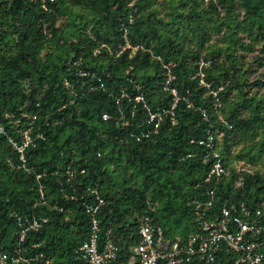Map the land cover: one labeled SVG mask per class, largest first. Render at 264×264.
<instances>
[{"label":"trees","instance_id":"1","mask_svg":"<svg viewBox=\"0 0 264 264\" xmlns=\"http://www.w3.org/2000/svg\"><path fill=\"white\" fill-rule=\"evenodd\" d=\"M172 87L173 116L137 140L150 128L143 102L169 110ZM0 127V248L20 264H86L91 189L103 199L99 246L118 247L112 264L133 253L146 218L177 240L223 203L252 211L264 197V0H0ZM25 130L22 166L8 137ZM207 131L219 179L202 160ZM209 190L211 205L196 208ZM17 216L45 221L21 239ZM224 254L210 264H228Z\"/></svg>","mask_w":264,"mask_h":264},{"label":"built area","instance_id":"2","mask_svg":"<svg viewBox=\"0 0 264 264\" xmlns=\"http://www.w3.org/2000/svg\"><path fill=\"white\" fill-rule=\"evenodd\" d=\"M208 65V62L203 59L199 60L200 84H206L202 68H206ZM164 88L167 89L168 86L165 85ZM218 89H221V87ZM170 91L175 98L169 110L153 111L143 102L142 96L135 98L136 101L143 102L148 116L146 122L150 125L149 129L140 132L137 140L141 137H148L151 131L156 132L165 113L169 112L173 116V109L179 97L175 87H172ZM212 94L215 97L214 107L218 110L220 102L217 93L212 91ZM102 117L106 119L108 116L103 114ZM1 131L2 128L0 127ZM28 131L25 130L22 133L21 139L8 137L9 143L19 154L22 166L26 162L25 150L32 144V137ZM194 141L191 140V142ZM198 144L204 145L209 150L207 154H204L202 160L205 161L209 154L212 158L207 178L219 179L221 176L227 175V170L223 166L220 148L217 146L214 135L207 131L206 137L199 139ZM236 170L252 174L254 167L251 163L240 161L236 164ZM66 173L71 175L69 169L66 170ZM241 183L242 177L240 176V179L236 181V185H241ZM90 191L94 195V201L85 206V212L90 217V233L88 240L81 245L79 250L86 264H112L116 258L118 247L110 240L103 242L102 247L99 246L100 221L98 213L103 204V199L96 190L91 189ZM208 195L210 199L203 204L198 203L196 208H199L200 205H211L213 191L209 190ZM257 204L258 207L251 211L243 202L238 204L223 203L218 214H215L211 219L200 221L199 230L188 234L185 239L171 240L159 226L150 225L146 218L144 223L139 226V242L133 247V253L124 264H187L197 258L210 264L214 263L218 256H223L224 253L228 264H264V197ZM196 214L199 215V211H196ZM17 221L21 226L22 239L26 231L38 229L41 226V221L43 222L45 219L17 216ZM20 262H28V259L23 256H10L0 248V264H20Z\"/></svg>","mask_w":264,"mask_h":264}]
</instances>
